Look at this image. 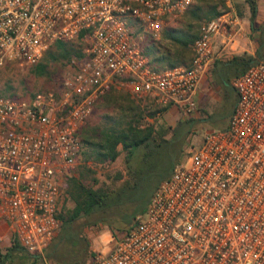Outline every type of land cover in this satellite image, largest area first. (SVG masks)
Listing matches in <instances>:
<instances>
[{"label":"built area","instance_id":"2783aa9c","mask_svg":"<svg viewBox=\"0 0 264 264\" xmlns=\"http://www.w3.org/2000/svg\"><path fill=\"white\" fill-rule=\"evenodd\" d=\"M193 0H0V67L38 62L57 40L80 37L82 56L54 88L0 92V235L44 255L60 229L64 172L80 155L81 127L98 99L123 89L157 108L196 107L215 37L241 28L231 0L203 20L188 63L153 67L139 39ZM141 29L136 32V28ZM225 126L189 141L107 252L84 264H264V56L232 78ZM6 232V233H5Z\"/></svg>","mask_w":264,"mask_h":264},{"label":"trees","instance_id":"16d2710c","mask_svg":"<svg viewBox=\"0 0 264 264\" xmlns=\"http://www.w3.org/2000/svg\"><path fill=\"white\" fill-rule=\"evenodd\" d=\"M245 1L250 6V21L253 24L257 12L256 0ZM188 11L195 18L204 15L208 19L221 9L212 3L205 8L197 4ZM140 29L141 27H137L136 32ZM197 33L180 27L163 28L161 38L165 43L159 41V45L158 41H154L147 46L144 45L143 53L149 63L156 68L187 63L189 60L186 62L183 58V49L189 46ZM258 48L257 57L245 53L233 55L230 60L222 62L220 66L217 65L213 76L219 77V83H224L226 64L242 65L235 76L251 62L264 56V35H261ZM72 55L79 59L82 56L81 47L73 43V40H57L42 58L34 63V72L47 73L48 60L59 58L70 60ZM164 61L168 64L163 65ZM230 85L233 108L237 95L232 83ZM112 90L114 89L104 93L98 101L110 99ZM114 98L116 100L120 98L128 104H119L120 112L115 117L108 116L93 124L86 121L87 123L80 129L83 142L81 153L85 154V162L90 160L91 163L102 165L110 164L122 154V166L107 169L104 179H100L95 175L96 169L87 168L85 163L82 166L86 168L79 170L78 175L71 174L67 177L65 192L72 205L62 206L60 209L58 213L61 220L60 229L44 250L45 257L53 264H84L90 258L93 253L86 228L104 224L103 226H107L111 231H126L135 214L145 209L158 183L170 174L173 165L184 153L193 118H181L173 125L165 123L157 125L143 121L144 114L138 107L139 101L131 97L129 92L124 95L119 93ZM168 106H163V109ZM170 155L174 156L173 161L165 168L167 157ZM86 170L93 172L90 183L83 179ZM0 264H42V261L38 254L27 252L16 238L11 237L10 246L4 251L0 248Z\"/></svg>","mask_w":264,"mask_h":264},{"label":"rangeland","instance_id":"374dc122","mask_svg":"<svg viewBox=\"0 0 264 264\" xmlns=\"http://www.w3.org/2000/svg\"><path fill=\"white\" fill-rule=\"evenodd\" d=\"M230 2L237 11L240 25L243 24L234 38L238 37L239 33L241 36H243L242 34H244V37L247 39V41L250 40L252 43H255L258 54L261 35H264V0H256L257 12L253 24L250 21L251 9L249 4L245 0H231ZM212 3H215L218 9L226 6V3L222 2L221 0H193L191 5L185 11L173 17H169L165 21L159 32L154 33L152 31L142 30V38L139 39L141 46H147V44H151L154 41L165 43V41L161 38V30L163 28L180 27L187 31L197 33L199 24L206 19V16L201 14L202 16H200V18H195L191 16V13L188 10L189 8H195L197 4H199L202 8H205ZM243 30L245 33L243 32ZM73 43L80 47L83 46L81 39H74ZM191 44L192 42L187 48L183 49V58H185L186 62L189 60L192 54ZM236 48H238V46ZM160 49L162 48L160 47ZM231 50L232 52H230L229 54H227L226 52H224V54H221L219 58H216V60L209 65L208 69L201 78L196 97V107L192 111L187 112L177 104H172L171 106L164 109L162 108L160 110L156 109V106H152L147 101L143 102L139 99H136L137 102L139 101L138 107L144 114L143 121L153 122L157 125L160 123L173 125L177 122V120L181 118L194 119L191 131L187 138L188 141L185 146L184 153L180 160L186 158L190 140L197 141L200 139L204 132L223 128L228 121L233 103V94L230 83L234 74L238 72L239 68L242 65L240 63H236L231 66L226 64L227 69L223 75L224 83H219V77L215 78L213 75L215 74L217 65H222V62L230 60L233 55L236 54L233 52V49ZM78 62L79 61L75 55H72V59L70 60H66L65 58L48 60V72L44 74L35 73L33 68L34 64L22 66L8 65L0 67V92L11 96L25 97L31 95L36 91L54 88L59 84L66 73L72 70L73 66ZM167 64L168 62L164 61L163 65ZM111 93L112 97L110 99H101L96 103L91 115L87 120L88 123L93 124L107 118L108 116L115 117L120 112L118 105L128 104L126 101L120 100L121 97L118 100L114 98L115 95H118L119 93H122L124 95L125 93H128V91L123 89H114ZM84 157L85 154L82 152L78 156L76 161L64 172L62 180L63 200L61 208L62 206L72 205V201L67 198L65 192L66 179L69 175H78L79 170L85 169L86 167L82 166L83 164L85 165V163H87V168H95V175L99 176L100 179H104V173L107 169H115L122 166V154L115 161L111 162L108 165L91 163L90 160L85 162ZM173 157V155L167 157L166 163L164 165L165 168L167 166H170L171 162L173 161ZM92 175V171L86 170L83 177L84 181L86 183H90ZM103 225L104 224H102L101 226L99 225L86 228V234L90 240V249L92 253L94 251L107 252L110 248H112L115 241L125 232V230L111 231L107 226ZM10 244L11 237L9 236V232H7V236L0 235V248L2 249V251L9 247Z\"/></svg>","mask_w":264,"mask_h":264},{"label":"crops","instance_id":"0c3cea01","mask_svg":"<svg viewBox=\"0 0 264 264\" xmlns=\"http://www.w3.org/2000/svg\"><path fill=\"white\" fill-rule=\"evenodd\" d=\"M242 26H243V24L241 25V27ZM243 32H244V30H243ZM238 35L239 36L234 38V40H231V41L229 40L227 42H222L220 40V37H215L213 42H214V47L218 50V57L217 58H219L221 56V54H224V52L229 54L230 52H232L231 49H233V52L236 53L235 55H240V54L245 53L246 55H251L253 57H257L258 54H257L255 43H252L250 40L247 41V39L244 37V34H242L243 36H241L240 33ZM237 46H238V48H236ZM190 58H191V56H190ZM190 58H189V60H190ZM231 83H232V81H231ZM197 93H198V91H197ZM171 105H169V106H171ZM162 108L163 107H160V108L156 107V109H160V110Z\"/></svg>","mask_w":264,"mask_h":264}]
</instances>
